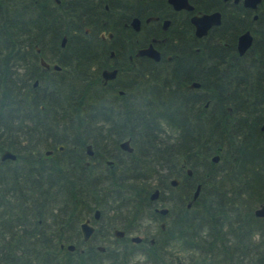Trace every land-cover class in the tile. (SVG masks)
<instances>
[{"label":"trees","instance_id":"1","mask_svg":"<svg viewBox=\"0 0 264 264\" xmlns=\"http://www.w3.org/2000/svg\"><path fill=\"white\" fill-rule=\"evenodd\" d=\"M190 1L194 10L221 11L226 37L219 40L229 49L216 44L201 58L186 11L182 35L175 25L169 27L172 59L165 66L106 85L100 70L107 52L83 26L91 25L93 33L111 29L113 21H102L112 13L179 17L167 0H0V152L16 154L0 159V264H139L136 245L116 238V245L100 251L84 242L79 227L99 208L101 220L90 239L98 243L97 235L104 241L113 234L110 225L125 214L149 212L141 178L118 179L113 170L99 178L82 162L86 143L106 146L107 156L115 157L126 138L134 147L129 159L139 161L144 172L156 176L168 161L185 157L193 171L189 181L197 178L208 186L203 206L197 199L172 216L169 236L140 250L146 263L264 264V218L254 215L264 201L259 128L264 111L258 121L249 111L264 98V8L252 11L232 0ZM246 28L255 40L239 55L236 37ZM147 34L142 28L139 45ZM41 56L50 68L40 64ZM194 80L199 87L188 86ZM118 88L124 93L118 95ZM245 104L247 109L231 111L232 105ZM232 113L247 122L235 126V137ZM59 143L65 150L45 155ZM215 153L218 163L210 160ZM120 160L115 158L116 165ZM110 212L119 221L109 215L104 223ZM68 243L75 249H67Z\"/></svg>","mask_w":264,"mask_h":264},{"label":"flooded vegetation","instance_id":"2","mask_svg":"<svg viewBox=\"0 0 264 264\" xmlns=\"http://www.w3.org/2000/svg\"><path fill=\"white\" fill-rule=\"evenodd\" d=\"M56 1L59 2V0H56ZM224 1H228V0H224ZM237 2H241L243 4L242 0H238ZM237 2H234V3H237ZM261 5H263V8H264V0H261V2L258 3L256 8H251V7H247L244 5L243 6L246 8H249L252 11H255ZM105 8L108 9L107 4H105ZM172 9L175 10L176 12H179L178 13L179 17L171 18L168 16H162V15L156 14L152 16H157L158 18H152V19L146 20L148 16L141 17L135 14L128 15V13L126 15L112 13L110 14L111 16L110 20L106 18V19H103L102 21L105 24L108 21H113V24L115 26L112 27L111 29H108V30L101 29L97 33H93L91 25L86 24L83 26L84 34L89 35V38L91 39L93 38L96 41L101 43L102 49H103L102 53L107 52L106 65L103 66L100 70L101 82L103 84L119 85L121 82H117L116 80L117 77L119 80H122V78L125 79L127 76L131 74L133 75V74L139 73V71L148 70L150 67L157 66L159 68H162L163 66H165L167 64L166 62L172 59V54L168 46H169V43L172 41L173 37L172 35L168 34L169 27L172 25H175L176 26L175 32H180L182 35L183 32L181 28H182L184 21L187 18L186 16L187 14H185L186 11L189 12L188 19L191 24L190 27L192 30V34L196 37L195 42L197 46L195 47V50L202 54L201 58L205 57L204 51L207 48L212 49V46L216 44L221 45L223 50L228 48L227 47L228 43L226 40H222V41L219 40V36L226 37L225 34H221L225 32V28L220 26L222 23V13H221V20L219 23L213 24L212 26H210L205 34L197 35L195 33V27L193 23L191 22L190 17L193 13H195L198 10H194V8L192 10H186V9L176 10L173 7ZM215 10H219V9H215ZM200 11H203V10H200ZM210 11H213V10H210ZM254 14H256V17H257V13H254ZM254 14H253V18H256L254 17ZM83 16H85V14ZM136 16L140 19L138 29H136L132 23V19ZM166 18L169 19V22L164 26L163 21ZM81 21L84 22L85 18H82ZM142 28L147 29L148 34L144 38V41H143L144 43L139 45V33ZM245 30L250 31L252 35V41L243 53H239L238 48H237L238 36ZM163 32H167V33H164L163 35L162 34ZM242 32L238 34V36L236 37V42H235V50L239 55H243L247 53V51L252 46L255 40L254 33L251 31V29L246 28ZM76 34H81V33H76ZM64 35L66 36L65 38V42H66L67 35L66 34ZM173 36L176 37L177 35L175 34ZM65 42L63 45L61 44V46H64ZM150 43L154 46V48L158 50L159 52L158 59L154 58L153 56L147 55V54H137L138 49L146 47ZM116 48L117 49L121 48L120 52H118ZM120 66H123L124 70L123 69L121 70ZM46 68H50V66ZM114 68L117 69L116 75L113 78L104 80L102 76V70L103 69H114ZM192 82L193 81H191L188 84L189 87H199L200 86L199 81H197L199 82L198 86L190 85ZM116 91L118 95H121L124 93V90L122 88H118ZM207 104L208 102L205 103V105ZM227 108L230 109L229 106H227ZM236 108L247 109V105L246 104L243 106L242 105H238V106L232 105L231 111H235ZM249 111L252 114V116L256 118V121H258V119L261 116H263L261 115V113L264 111V98H260L257 101H254V105L249 106ZM240 120L241 121H239L236 118V116L232 113V119H231V126L233 130L232 137H235L234 136V134H236L235 126L239 125V122L240 124H244V125L247 124L246 118H243ZM259 128L262 131H264V121L259 124ZM126 139H129L130 141V138H126ZM236 141H237L236 139H233L232 145H235ZM120 142H119V149L114 154L115 157H108L107 153L103 152V149L105 150L106 146L95 148L92 146L91 143L85 144L84 151H82L80 155L83 158L82 162L84 166L88 167V170L92 171L99 178L106 177L107 174H110L109 172L111 170H113L115 176L118 179H124V178L133 179L137 177L141 178V182H142L141 187L144 190L145 195H147V199H145L142 203L146 207V209H149L148 210L149 212L146 211L142 215L140 213H137V217L135 216V218L134 216H131V214H125L123 218H121V216L119 217L121 218L120 222H117L116 224L115 223L111 224L110 227H111L113 235L119 239V242H121L122 244H126V245H136L137 249H142L149 244H154L155 242H159L160 240L166 239L167 236H169V234L171 233V230L169 229V225L172 220V216L182 214L185 211V209L190 208L193 202H196L197 199L198 201L196 203H198L200 206H203V203L205 201V195L208 194L207 192L208 186H205L202 183V181L197 180V178L196 179L193 178L192 181H189L191 180L193 171H192V168L188 166V163L185 157H181L179 159L168 161L165 165L167 169L165 171L161 170L160 172H157L158 174L156 176L149 174L147 172H144V170H142V166L139 161H136V159H129L130 157L129 153H131L134 150V147L131 144V141H130V145L132 147V150H128V149L121 147ZM60 144L62 143L57 144L55 148L46 149V150H50V152L47 154L45 150V155L50 156V155H54L56 152L65 150L64 145L61 149L59 148ZM87 144H91L90 153L88 152V149L86 146ZM99 149H101L102 151H99ZM232 149H233L232 155L234 158H236L235 154H237L238 149H236V146H233ZM72 152H71L72 156H74L76 151L72 150ZM215 154H218L219 156L217 160L213 159L214 158L213 156ZM215 154L211 155L210 160L213 163H218L220 160V154L219 153H215ZM0 155H1V152H0ZM117 157H121L122 159L120 160V163H122L120 164V166L116 165L115 158ZM124 158H128V159H124ZM0 159H1V156H0ZM189 168L191 169L190 173L188 171ZM214 168L216 171H218L217 169L222 168V166L220 167L217 165ZM215 170L213 171L216 172ZM205 171L206 173H208V167L202 168L203 174ZM192 184H194V187L191 190V194H189L188 190L191 189ZM198 184H200V187L198 189L197 195L194 197V193H195V190ZM156 189H157V194L154 197H151L152 193ZM261 203H259L257 206H259ZM162 208H166V210L162 212L161 211ZM95 209L96 208H94L91 214L92 216H90L91 219L90 217L84 218V219L88 218L89 222L92 225H94L95 228H94L93 233L95 232L96 227L99 226L98 221L101 220V215H102L101 210L98 208L100 212L98 214V217H95ZM254 215L256 214L254 213ZM118 216L119 215H117L116 217ZM256 216L264 218V216H258V215ZM141 217L143 219H141ZM115 218L113 217V215L109 217V219L113 221L116 220ZM79 227H80V224H79ZM115 228L122 230V234L115 235L114 234ZM137 232H141L142 234H138ZM93 233L87 240L83 239L84 242L88 246L90 243H93L97 249H99L100 251H104L106 249L105 245L90 241V239L93 236ZM135 236H139V239L137 240L133 238ZM99 245L104 246V249L98 248ZM79 250L83 251V248L80 247ZM137 262L139 263V261Z\"/></svg>","mask_w":264,"mask_h":264},{"label":"water","instance_id":"3","mask_svg":"<svg viewBox=\"0 0 264 264\" xmlns=\"http://www.w3.org/2000/svg\"><path fill=\"white\" fill-rule=\"evenodd\" d=\"M168 3L176 10L179 9H186V10H192L194 8V5L191 3L190 0H167ZM234 2H237L238 0H233ZM243 5L247 6V7H251V8H256L258 3L261 2V0H242ZM254 17H256V14H254ZM152 18H158L157 16H148L146 18V20L152 19ZM191 22L193 23L194 27H195V33L197 35H202L205 34L208 30V28L210 26H212L213 24H217L220 22L221 20V12L219 10H213V11H196L195 13H193L190 17ZM169 22V19H164L163 23L164 26ZM132 23L135 26L136 29L139 28V23H140V19L136 16L132 19ZM65 38L66 36L64 35L62 37V41L61 44L63 45L65 42ZM252 41V35L250 33L249 30H245L244 32H242L239 36H238V40H237V48L239 53H243L246 48L250 45ZM36 50L39 51V47L35 46ZM137 54H147L150 56H153L154 58L158 59L159 58V52L156 48H154V46L150 43L148 46L143 47L138 49ZM40 64L43 65L44 67H49L50 63L48 61H46L42 56L39 58ZM54 69H60L61 66L58 63H54L53 65ZM117 69H103L102 70V76L104 78V80L113 78L116 75ZM38 82L37 79L34 80L33 85H36ZM190 85L192 86H198L199 82L197 81H193ZM87 149L88 152H91V144H87ZM120 146L128 149V150H132V147L130 145V141L129 139H125L123 141L120 142ZM63 147V144L59 145V148L61 149ZM50 152V150H46V153L48 154ZM1 159H7V158H11V159H15L16 158V154L11 151L10 149H4L1 152ZM215 160L218 159V154H215L213 156ZM110 162V161H109ZM189 173L191 172V169H188ZM200 187V184L197 185V188L195 190L194 193V197L197 195L198 193V189ZM157 194V189L152 193L151 197H154ZM166 210V208H162L161 211L164 212ZM99 209L96 208L95 209V217H98L99 214ZM254 213L258 216H264V202L261 203L259 206H257L254 210ZM94 225H92L89 222V219L86 218L84 220H82L80 222V230L82 233V237L84 240H87L91 234L94 231ZM114 234L115 235H120L122 234V230L115 228L114 229ZM135 239H139V236H135L133 237ZM61 247H63V243H61L60 245ZM67 249L73 250L75 248V245L73 243H68L66 245ZM98 248L100 249H104V246L99 245Z\"/></svg>","mask_w":264,"mask_h":264},{"label":"rangeland","instance_id":"4","mask_svg":"<svg viewBox=\"0 0 264 264\" xmlns=\"http://www.w3.org/2000/svg\"><path fill=\"white\" fill-rule=\"evenodd\" d=\"M131 1V0H130ZM102 149V148H101ZM101 149H99V151H102ZM103 152H105L104 151V149H103ZM202 170V169H201ZM202 172V171H201ZM206 173V171L204 172V174ZM168 205V204H167ZM169 206V205H168ZM110 215V217H111V215H112V212H110V213H108L107 214V216H105L104 217V223L108 220V216ZM90 216H92V215H89V216H87V217H90ZM90 219H91V217H90ZM116 220H118V219H116ZM146 222H148V221H146ZM138 234H142L141 232H137ZM98 236V243H100V244H102V245H105V246H114V245H116V243H117V241H116V237L113 235V234H111L110 236H108V238H104V241H99L101 238H102V236L100 237V235H97ZM107 239V240H106ZM84 246V245H83ZM141 249H138V255H136V257H135V259L137 260V261H139V263L140 264H148V263H146L145 262V255L144 254H142V251H140ZM174 251H179L178 249H177V247H175V249H174ZM179 255H185L186 253L185 252H183V251H179V252H177Z\"/></svg>","mask_w":264,"mask_h":264}]
</instances>
